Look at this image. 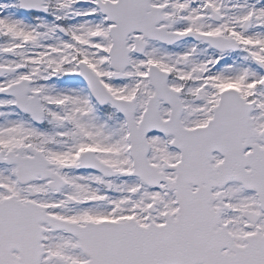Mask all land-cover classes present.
Segmentation results:
<instances>
[{
    "label": "snow or ice",
    "instance_id": "1",
    "mask_svg": "<svg viewBox=\"0 0 264 264\" xmlns=\"http://www.w3.org/2000/svg\"><path fill=\"white\" fill-rule=\"evenodd\" d=\"M0 264H264V0H0Z\"/></svg>",
    "mask_w": 264,
    "mask_h": 264
}]
</instances>
